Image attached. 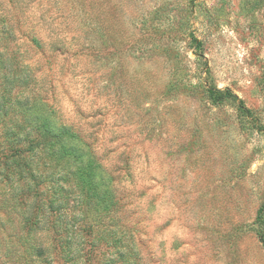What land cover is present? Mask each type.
<instances>
[{
  "label": "rangeland",
  "instance_id": "rangeland-1",
  "mask_svg": "<svg viewBox=\"0 0 264 264\" xmlns=\"http://www.w3.org/2000/svg\"><path fill=\"white\" fill-rule=\"evenodd\" d=\"M0 264H264V0H0Z\"/></svg>",
  "mask_w": 264,
  "mask_h": 264
},
{
  "label": "trees",
  "instance_id": "trees-1",
  "mask_svg": "<svg viewBox=\"0 0 264 264\" xmlns=\"http://www.w3.org/2000/svg\"><path fill=\"white\" fill-rule=\"evenodd\" d=\"M209 89L211 88H208L207 90L209 91ZM211 93L218 99H219V96L221 95L219 102L224 99H229V97H231L232 99H235L234 95H232L228 90H225L223 93H221L218 89L216 90L211 89ZM238 110H240V106H238Z\"/></svg>",
  "mask_w": 264,
  "mask_h": 264
}]
</instances>
